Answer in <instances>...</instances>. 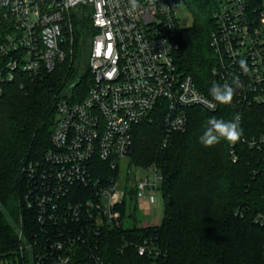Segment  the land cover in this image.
Instances as JSON below:
<instances>
[{"label": "built area", "instance_id": "2783aa9c", "mask_svg": "<svg viewBox=\"0 0 264 264\" xmlns=\"http://www.w3.org/2000/svg\"><path fill=\"white\" fill-rule=\"evenodd\" d=\"M217 2L210 41L216 82L239 79V102L264 107V0ZM137 4L130 12L128 0H0V96L19 73L38 77L66 59L73 13L90 12L95 29L88 94L81 101L70 95L58 101L50 147L42 160L23 167V204L36 225L19 232L20 254L29 264H105L101 237L121 218L126 192L116 174L133 151L135 127L161 118L167 146L174 133L187 130L188 109L219 108L175 62L181 26L176 9L186 0ZM242 141L263 154L264 169V132ZM141 170L152 175L136 176L137 208L141 199L154 204L164 179L155 166ZM254 221L264 227V212ZM152 252L157 247L146 239L139 253Z\"/></svg>", "mask_w": 264, "mask_h": 264}, {"label": "trees", "instance_id": "16d2710c", "mask_svg": "<svg viewBox=\"0 0 264 264\" xmlns=\"http://www.w3.org/2000/svg\"><path fill=\"white\" fill-rule=\"evenodd\" d=\"M217 3L186 0L193 23L178 27L175 51L178 69L191 75L210 98L212 86L224 85L216 82L212 72L215 56L210 41L216 28ZM76 20L79 30L75 28ZM72 24V39L64 44L67 57L54 71L38 77L19 73L14 81L3 85L0 264L7 257L16 264H29V258L20 254L19 232L23 228L27 234L36 225L23 204L24 164L42 160L50 147L58 123V101L69 90L84 84L88 90L84 89L78 99L83 100L94 81L90 67L95 35L92 15L85 11L73 13ZM1 32L0 29V39ZM75 81L78 83L73 87ZM188 114L187 130L174 133L167 146H163L165 129L161 118L135 127L130 157L136 166H155L163 174L164 219L157 226L134 223L132 227H125L120 219L104 231L101 246L105 264H264V227L254 221L256 214L264 212L263 154L242 141L264 132V107L241 104L235 91L230 105L219 104L214 112L193 107ZM237 114L243 135L234 143L239 154L234 162L232 143L221 138L205 147L200 136L210 118L231 121ZM134 191L131 188L128 193L132 195ZM131 205L137 208L135 201ZM146 239L152 241L158 253H139V246Z\"/></svg>", "mask_w": 264, "mask_h": 264}, {"label": "rangeland", "instance_id": "374dc122", "mask_svg": "<svg viewBox=\"0 0 264 264\" xmlns=\"http://www.w3.org/2000/svg\"><path fill=\"white\" fill-rule=\"evenodd\" d=\"M176 16L181 20L182 27H189L193 23V14L186 4L181 5L176 9ZM78 23V20H76V30H79ZM86 47H89L88 43L86 44ZM84 89L88 90L87 86H84V84H82L79 87L69 90L67 96L70 95L71 99L78 100ZM150 167L147 168L149 169ZM147 168L136 166L135 164H133L131 157H129L125 160L121 169V173L116 174V176L118 177L120 189L126 192L124 202L118 207V210L121 214V218H119V220L122 219L125 227H132L134 223L140 225L157 226L162 224V221L164 219L165 200L163 198V194L155 193L154 204H152L150 200L141 199L138 201L140 204L139 208H133L131 205L133 201H137V198L134 197V194H132L134 197L133 200L131 193H128V191L133 188L136 176L140 178L145 175H152V171L146 172L141 170ZM160 188L162 191V186H160ZM130 214H133V217H131ZM1 264L16 263H14L11 258L7 257L1 261Z\"/></svg>", "mask_w": 264, "mask_h": 264}, {"label": "clouds", "instance_id": "9594fccd", "mask_svg": "<svg viewBox=\"0 0 264 264\" xmlns=\"http://www.w3.org/2000/svg\"><path fill=\"white\" fill-rule=\"evenodd\" d=\"M128 3L130 6V12L137 9V0H128ZM240 67L245 72L247 71V65L245 61H240ZM233 85H214L210 89V95L219 104L230 105L233 102L236 89L243 87L239 79L234 80ZM240 119L241 118L239 114H237L231 121L217 119L214 117L210 118L207 121V127L205 131L200 136L201 144H203L205 147H211L219 142L221 138L233 144L238 142L243 135V130L239 125Z\"/></svg>", "mask_w": 264, "mask_h": 264}, {"label": "water", "instance_id": "95a60500", "mask_svg": "<svg viewBox=\"0 0 264 264\" xmlns=\"http://www.w3.org/2000/svg\"><path fill=\"white\" fill-rule=\"evenodd\" d=\"M77 81H75L74 83H73V87H75L76 85H77ZM173 203V199H172V197H170V201H169V204H172Z\"/></svg>", "mask_w": 264, "mask_h": 264}]
</instances>
